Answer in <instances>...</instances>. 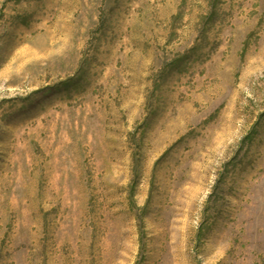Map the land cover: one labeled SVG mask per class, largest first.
<instances>
[{"label": "rangeland", "instance_id": "1", "mask_svg": "<svg viewBox=\"0 0 264 264\" xmlns=\"http://www.w3.org/2000/svg\"><path fill=\"white\" fill-rule=\"evenodd\" d=\"M0 264H264V0H0Z\"/></svg>", "mask_w": 264, "mask_h": 264}]
</instances>
